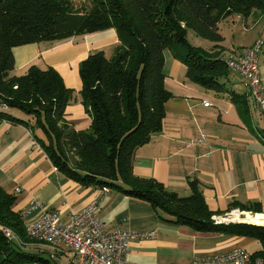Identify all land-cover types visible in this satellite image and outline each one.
<instances>
[{
	"label": "trees",
	"instance_id": "16d2710c",
	"mask_svg": "<svg viewBox=\"0 0 264 264\" xmlns=\"http://www.w3.org/2000/svg\"><path fill=\"white\" fill-rule=\"evenodd\" d=\"M255 12L264 15V0H86L79 5L72 0H0V104L6 106L0 120L25 124L12 111L26 115L45 136L36 138L52 165L81 186L108 187L148 202L168 222L196 232L257 241L261 249L252 256L264 259V226L215 224L196 181L189 182L190 196L181 197L153 179L137 177L132 165L135 151L162 131L165 105L173 98L165 86L164 52L183 48L186 80L235 102L240 96L227 87L231 71L218 44L223 40L218 24L231 14L248 18ZM108 29L118 37L112 55L91 52L78 67L80 101L91 123L76 131L64 119L73 90L51 67L30 65L23 75H13V50ZM189 30L213 48L190 45ZM16 200L0 186V264H51L25 250L34 241L14 210ZM232 208L261 213L254 205ZM4 228L20 243L8 240Z\"/></svg>",
	"mask_w": 264,
	"mask_h": 264
},
{
	"label": "crops",
	"instance_id": "0c3cea01",
	"mask_svg": "<svg viewBox=\"0 0 264 264\" xmlns=\"http://www.w3.org/2000/svg\"><path fill=\"white\" fill-rule=\"evenodd\" d=\"M84 37L79 43L72 37L55 46L41 42L14 48L16 72L23 75L30 65L40 69L51 67L66 87L80 92V62L92 49L118 43L114 29ZM164 73L165 86L173 98L165 105L162 131L135 151L133 173L139 178L153 179L181 197L190 196L189 182L196 181L214 216L234 209H230L232 204L257 206L261 210L257 215H264V120L253 106L244 81L239 77L241 87L234 82L227 84L240 96L232 102L226 95L210 93L189 83L185 68L168 52ZM205 101L209 106L203 105ZM12 113L25 124L0 120V186L16 196L14 210L26 220L25 225L43 210L57 212L65 222L72 211L94 199L98 188L83 187L55 172L38 144L39 130L32 127L23 113ZM64 119L76 131L88 129L91 123L80 98L69 103ZM201 136L205 142L196 141ZM33 200L40 206L31 209ZM98 217L111 231L131 228L156 232L154 239L130 242L127 260L132 263L191 264L196 257L221 254L236 247L250 251L248 246L253 241L174 225L148 202L113 189L101 202ZM27 249L50 259L51 264H70L66 254L55 253L47 245L32 242L25 245Z\"/></svg>",
	"mask_w": 264,
	"mask_h": 264
},
{
	"label": "built area",
	"instance_id": "2783aa9c",
	"mask_svg": "<svg viewBox=\"0 0 264 264\" xmlns=\"http://www.w3.org/2000/svg\"><path fill=\"white\" fill-rule=\"evenodd\" d=\"M264 45L258 40L243 53H228L225 56L229 71L237 74L244 81L249 98L264 120V79L262 78L257 54ZM205 107L208 102H203ZM6 106L0 104V110ZM205 142L204 136L196 140ZM55 172L58 171L53 166ZM20 190L17 189L16 193ZM111 193L108 187H100L89 203L76 211H72L67 221H62L53 210H43L33 221L25 225L26 235L34 242L49 246L55 253H64L70 264H141L127 260L132 240L154 239L153 230H136L131 228L108 230L98 217V210L103 199ZM40 205L33 200L31 209ZM245 213L232 209L222 216H212L215 224L247 223L241 218ZM249 213V212H248ZM256 216V214H251ZM237 215V219H233ZM8 240L18 241L9 229H2ZM18 243H20L18 241ZM191 264H264L263 258H254L252 253L242 247L233 248L221 254L196 257Z\"/></svg>",
	"mask_w": 264,
	"mask_h": 264
},
{
	"label": "rangeland",
	"instance_id": "374dc122",
	"mask_svg": "<svg viewBox=\"0 0 264 264\" xmlns=\"http://www.w3.org/2000/svg\"><path fill=\"white\" fill-rule=\"evenodd\" d=\"M75 4L79 5L83 3L86 0H72ZM218 32L222 36L223 40L219 42L218 44L224 48V55L228 53L233 52H243L246 47H248L253 42H256L258 40H264V15H260L259 13H253L248 18H243L239 14H231L223 18L219 24H218ZM84 35H79L76 37V42H82L84 40ZM89 41H93L91 37H88ZM69 40V39H67ZM187 41L190 45L200 48L205 51H209L213 48V43L205 40L203 38H200L196 36V34L189 30L187 32ZM65 41H54V42H45V46H55L57 44H61ZM95 43V42H92ZM255 44V43H254ZM253 44V45H254ZM116 47V44H108L104 46L103 48H94L91 51H103L104 55L106 57H110ZM251 48V47H250ZM167 52L169 55H174V58H176L179 62L181 58L185 54V50L179 46H174L171 49H167ZM167 52L165 53V58L167 59ZM258 63L260 72L262 75V78L264 79V45L260 49L259 53L257 54ZM167 61V60H166ZM45 64V62L43 61ZM181 63V62H180ZM182 64V63H181ZM72 66V65H71ZM183 66V64H182ZM184 67V66H183ZM185 68V67H184ZM17 69L14 70L12 73L13 75H21L22 72H16ZM240 76H238L235 73H230L228 77L227 84L234 82L236 86L241 87L242 83L239 81ZM197 86V85H196ZM199 87V86H198ZM73 90V89H72ZM210 92V91H209ZM211 93V92H210ZM73 101L76 98H81L80 93L76 90H73ZM41 136L45 138L42 131H39ZM253 214L252 212H250ZM223 214H220L219 216H222ZM241 218L246 219V216H242ZM24 222L26 220L23 218ZM244 223V222H242ZM251 224V223H249ZM253 225V224H252ZM262 226V225H258ZM249 250L253 252L258 251L259 248H261V244L257 241H252L251 245L248 246ZM29 249H27L28 251ZM249 251V252H250ZM31 252V251H28ZM250 252V253H253ZM32 253V252H31Z\"/></svg>",
	"mask_w": 264,
	"mask_h": 264
},
{
	"label": "bare ground",
	"instance_id": "6f19581e",
	"mask_svg": "<svg viewBox=\"0 0 264 264\" xmlns=\"http://www.w3.org/2000/svg\"><path fill=\"white\" fill-rule=\"evenodd\" d=\"M246 216V220L247 222L253 224V225H262L264 226V215H257L256 216H251L249 213H245ZM233 219H237L238 216L234 215V217H232Z\"/></svg>",
	"mask_w": 264,
	"mask_h": 264
}]
</instances>
